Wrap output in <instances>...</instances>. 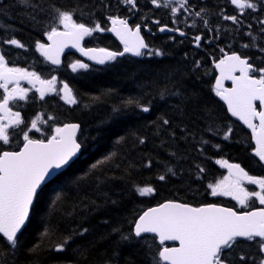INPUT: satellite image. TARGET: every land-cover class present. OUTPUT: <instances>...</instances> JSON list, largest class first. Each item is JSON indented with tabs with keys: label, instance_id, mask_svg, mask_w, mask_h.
I'll list each match as a JSON object with an SVG mask.
<instances>
[{
	"label": "trees",
	"instance_id": "16d2710c",
	"mask_svg": "<svg viewBox=\"0 0 264 264\" xmlns=\"http://www.w3.org/2000/svg\"><path fill=\"white\" fill-rule=\"evenodd\" d=\"M257 3L254 11L238 9L230 0H191L194 15L204 11L185 39L147 37L149 49L163 55L123 56L105 68L65 72L63 81L77 103L48 108L59 123L80 124L83 155L41 191L16 248L0 238V264H161L157 240L133 236L139 215L167 201L209 204L208 185L223 175L216 161L244 165L249 160L247 134L216 98L212 64L222 52H234L264 68V3ZM56 10L73 12L78 23L89 27L99 22L104 29L109 17L133 18L134 26L154 32L152 20L169 22L168 12L141 0L136 10L124 0H0V39L20 40L25 47L17 56L36 61L37 42L44 43L47 33L60 27ZM233 15L239 24L223 19ZM199 35L203 42L194 49ZM86 45L119 52L106 34ZM74 59L65 58L64 71ZM144 186L155 193L139 195ZM65 241L64 249L56 251ZM261 259L257 243L240 242L229 264H259Z\"/></svg>",
	"mask_w": 264,
	"mask_h": 264
},
{
	"label": "snow or ice",
	"instance_id": "6c2138e0",
	"mask_svg": "<svg viewBox=\"0 0 264 264\" xmlns=\"http://www.w3.org/2000/svg\"><path fill=\"white\" fill-rule=\"evenodd\" d=\"M20 2L29 4V0H20ZM151 2L156 7H161L160 0H151ZM173 2L179 4V7L171 8L173 13L188 11L186 7L188 0H168V4ZM230 2L241 10L255 11L258 8L257 0H230ZM124 3L132 8L136 6V0H124ZM260 3H264V0H260ZM34 6L39 8L38 3ZM56 11L58 24L63 26L64 31L54 27L47 33L51 44L37 42L36 45L41 55L53 65L61 63L60 57L69 45L79 48L84 55L96 60L99 64L113 61L117 56H123L125 53L142 56L145 54L142 50L149 48L140 35V25H136L133 30L127 20L109 17L112 23L110 31L114 32L123 43V51L85 50L81 47L83 39L93 35L94 32H103L105 29L99 22L92 27L78 23L73 18V12ZM201 12H195V15L199 17ZM223 19L231 20L234 24L240 23L235 15L223 16ZM204 25L207 27V20L204 21ZM159 30L161 32L178 31V29H168L166 26ZM180 35L183 36L185 33L180 32ZM194 39L199 46L202 37L196 36ZM3 42L21 49L25 47L15 38L5 39ZM147 54L163 55L159 50L154 52L149 50ZM88 67L87 64L79 61L71 65L74 72ZM216 68L220 70V77L215 85L216 95L227 102L233 116L238 117L251 129L256 146L254 155L258 158V162H264V68H255L247 58H242L235 53L226 55L216 64ZM237 70L241 73L239 77L234 74ZM253 72H259L261 75L255 78L250 74ZM22 80L28 81L34 88L37 84L39 85L36 91L41 100L47 93L56 92L55 77L51 80H43L36 72L10 67L5 55L0 52V89L4 92L3 98L0 99V142L5 145L10 143L9 129L24 123L21 113L13 112L9 107L11 102L28 99L29 89L21 87ZM225 80H231L234 87L225 88L223 83ZM9 85L13 87L10 88ZM61 91L63 92L61 98L68 104L77 103L67 83L63 84ZM257 101L260 103V110L257 108ZM142 110L150 111L148 107H143ZM254 121H258V124ZM38 122L47 123V120L37 116L31 121L29 131L35 129L40 132ZM163 123L169 122L164 120ZM79 129V124L55 127L53 134L46 141L33 139L28 131H24V144L19 151L0 152V234L6 238L7 244L12 248H16L18 234L22 233L29 221L30 211L41 193L42 185L56 175V170L69 166L80 153L82 144L77 141ZM231 132L232 129L229 128L224 135L225 140L229 139ZM140 142L143 143V140ZM216 163L227 168L228 175L216 184L208 185L211 195L231 196L241 207H248L253 198L258 200L260 205H264V176L249 175L240 164L229 163L226 160H218ZM171 171L172 169H169V172ZM164 179V175L159 176V180ZM245 182L258 186L259 191H249L244 186ZM138 192L141 196H149L155 193V188L144 186L140 187ZM145 233L158 236L160 245H165L166 241L179 242V247L165 246L159 251V259L166 264H229V257L235 252L239 238L256 242L259 252L264 253V208L239 213L214 204L192 207L188 204L168 201L139 216L134 225V236L141 237ZM122 238L127 240L129 237ZM66 242H62L55 250L62 251ZM239 259L244 261L246 258L241 255ZM259 264H264V259H261Z\"/></svg>",
	"mask_w": 264,
	"mask_h": 264
},
{
	"label": "flooded vegetation",
	"instance_id": "af4514ba",
	"mask_svg": "<svg viewBox=\"0 0 264 264\" xmlns=\"http://www.w3.org/2000/svg\"><path fill=\"white\" fill-rule=\"evenodd\" d=\"M8 64L10 67H15L14 62L13 63L8 62ZM20 67L24 68V69L26 68L22 65H20ZM51 70H50V72H51V74H53V71H51ZM29 72H32V71H29ZM39 75H40L41 79H43V80H51L53 77H55L56 78V91H58L59 83H60V80L58 79L59 78L58 75L54 74V75H51L49 78L44 77L41 74H39ZM20 84H21V87L29 89L28 99L26 101L11 102L9 107L12 108L13 112H20L21 113V117L24 120V123L22 125H20L19 127L9 129L10 143L5 145V144H3V142H0V152H3V151H19L23 147V144H24V141H23V132L24 131H28L29 136L33 139H44V140L46 139V134L44 133L45 129L40 134L37 133L35 129H32L31 131H29V129H31V121L36 119V117H37V116H35L34 118L30 117L29 114L32 111V107L35 106V105H32L33 101L36 100L34 98H39V94L36 91V88H38L39 85L37 84L36 88H34L26 80H22V82ZM9 87L11 88V87H13V85H9ZM3 95H4L3 89H0V99L3 98ZM49 95H50V92L46 94L47 97ZM32 97H34V98H32ZM39 126L42 127V125H39ZM250 162H251V164H244V165H241V167L245 168V171H246V169L250 170L249 168H262L260 165L254 164V163H252V161H250ZM244 186L247 189L252 188L256 191H259L258 186L249 185L247 182H245ZM251 186H253V187H251ZM220 196H221V198H224L227 201L235 202V199H233L231 196H223V195H220ZM260 206L264 207V205H260Z\"/></svg>",
	"mask_w": 264,
	"mask_h": 264
},
{
	"label": "water",
	"instance_id": "95a60500",
	"mask_svg": "<svg viewBox=\"0 0 264 264\" xmlns=\"http://www.w3.org/2000/svg\"><path fill=\"white\" fill-rule=\"evenodd\" d=\"M111 27H112V25L110 26V29H111ZM110 29H109V33H110V35L115 39V41L120 45V46H122V47H124V45H123V43L121 42V40L119 39V37H117V35L114 33V32H112V31H110ZM135 30V29H134ZM147 32H148V30H147ZM159 34H171V35H174V34H177V35H179L180 37H183L182 35H180V33H178V32H175V31H163V32H161L160 30H159ZM140 35L143 37V35H142V33H141V31H140ZM88 36H86L84 39H83V41L81 42V47L82 48H84V41H85V39L87 38ZM143 39H144V37H143ZM144 41H145V39H144ZM146 43V42H145ZM48 44H51V41H49L48 40ZM199 44H200V41H199ZM198 46H197V44H196V46H195V48H197ZM85 49V48H84ZM85 50H87V49H85ZM143 51V50H142ZM71 53H74V54H76L79 58H81V59H83V60H85V61H87V62H89V63H91L92 65H95V66H97V67H103L104 65H106L109 61H107L105 64H99V63H97V61L96 60H94V59H89V57L88 56H86V55H84L81 51H80V49L79 48H74V47H72L71 45H69L68 47H66L65 49H64V52H63V54L61 55V57H60V60H61V63L59 64V65H53L50 61H48L45 57V60L51 65V66H53V67H55V68H59L61 65H62V59H63V57L65 56V55H67V54H71ZM128 55H131V56H133V57H138V56H134L133 54H131V53H127ZM232 55V54H231ZM226 56V55H225ZM224 56V57H225ZM223 57V58H224ZM222 58V59H223ZM221 60V59H220ZM219 60V61H220ZM219 61L217 62V63H219ZM217 63H215L214 65H213V67H214V70H215V72H216V79H215V83H214V87H215V85H216V81H217V79H219V77H220V70L218 69V68H216V64ZM236 76H240L241 75V73L237 70L235 73H234ZM224 87L226 88V85H229L230 86V88H232V87H234V84H233V82L231 81V80H225L224 82ZM218 100L225 106V108H226V110H227V113H228V115H229V117L232 119V120H234L235 122H237L238 124H240L247 132H249L250 133V135H251V140H252V144H253V146H254V151H253V153H252V155H253V157H255V155H254V152H255V140L253 139V136H252V131H251V129H249L248 127H247V125H245L244 123H243V121H241L238 117H236V116H233L232 114H231V112L229 111V109H228V105H227V102L225 101V100H223L220 96H218ZM256 105L257 106H259V109H260V103H259V101H257L256 102ZM255 122H257V124H258V121H254V123ZM80 130V129H79ZM79 130H78V132H77V136H78V134H79ZM81 155V151H80V153H78V155H77V157H75L74 159H73V161L70 163V165L79 157ZM256 159H258L257 157H255ZM263 166H264V162H260ZM69 165V166H70ZM69 166H67V167H65V168H63V169H60V170H56V175L54 176V177H52L51 179H49V180H47L46 182H45V184L44 185H42V189L47 185V184H49L58 174H60L61 172H63L64 170H66ZM156 208V207H155ZM148 211V210H147ZM31 212V211H30ZM146 212V211H145ZM134 230V229H133ZM133 233H134V231H133ZM19 235V234H18ZM0 236L1 237H3L2 236V234H0ZM144 236H156L155 234H153V233H145V234H142V236L141 237H144ZM157 237V239H158V243H159V238H158V236H156ZM4 238V237H3ZM137 238H140V237H137ZM5 240H6V238H4ZM240 240H242L243 238H239ZM165 245H176L175 247H179V242L178 241H166L165 242ZM162 261V260H161ZM162 263L163 264H166V262H164V261H162Z\"/></svg>",
	"mask_w": 264,
	"mask_h": 264
},
{
	"label": "rangeland",
	"instance_id": "374dc122",
	"mask_svg": "<svg viewBox=\"0 0 264 264\" xmlns=\"http://www.w3.org/2000/svg\"><path fill=\"white\" fill-rule=\"evenodd\" d=\"M149 3H151V5L153 6V7H155V8H163L164 9V11H166V9L168 10V11H170L173 15H172V17L174 18V22H176V19L177 18H180V20L183 22V23H185L184 25H186V24H188V25H190V27H192V26H194V24L196 23V21L194 20V18H196V17H194L193 16V18L192 17H190V15H189V13H188V11H181V12H176V13H173L172 11H171V8L172 7H179V4L178 3H175V2H173L172 4H168V0H160V3H161V7H156V5H154V4H152V2H151V0H147ZM164 5H168V6H164ZM61 26V30H64L63 29V26L62 25H60ZM261 75V74H260ZM38 93V92H37ZM51 94L53 93V92H50ZM39 94V93H38ZM35 117V116H34ZM33 117V118H34ZM43 117V120H47V119H45V117L44 116H42ZM39 125H42V127L41 126H39ZM50 124L48 123V121H47V123H43V122H38V127L41 129L40 130V132H37V133H41L44 129H46L47 130V132L48 133H53V130H54V128L55 127H51V128H49L50 126H49ZM228 174H225V176L224 177H226ZM224 177H223V179H224ZM240 204L237 202V206H239Z\"/></svg>",
	"mask_w": 264,
	"mask_h": 264
}]
</instances>
